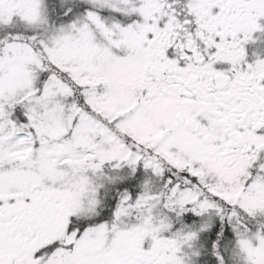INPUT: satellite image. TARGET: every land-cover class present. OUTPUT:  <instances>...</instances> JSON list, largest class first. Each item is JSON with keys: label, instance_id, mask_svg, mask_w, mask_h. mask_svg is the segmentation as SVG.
<instances>
[{"label": "rangeland", "instance_id": "rangeland-1", "mask_svg": "<svg viewBox=\"0 0 264 264\" xmlns=\"http://www.w3.org/2000/svg\"><path fill=\"white\" fill-rule=\"evenodd\" d=\"M79 1L85 11L55 23L44 0H0V33L30 32L37 49L75 84L88 108L55 73L39 83L46 67L30 44L5 42L0 48V181L42 183L65 204L62 216H90L109 187L137 170L138 193L131 200L130 191L118 192L110 223L80 234L66 232L45 258L20 255L13 264H118L122 251L132 249H139L147 264H181L176 249L189 256L197 240L191 223L214 220L222 211L201 197L203 190L238 209H262V203L253 197L256 191L250 199L238 198V178L190 166L188 140L168 136L161 110L138 97L129 50L135 18L146 14L148 0ZM251 1L262 26L264 0ZM167 165L196 186L165 177ZM183 210L190 224L178 230L171 214ZM237 217L235 211L228 215L237 223L231 256L238 264L243 246Z\"/></svg>", "mask_w": 264, "mask_h": 264}, {"label": "flooded vegetation", "instance_id": "flooded-vegetation-1", "mask_svg": "<svg viewBox=\"0 0 264 264\" xmlns=\"http://www.w3.org/2000/svg\"><path fill=\"white\" fill-rule=\"evenodd\" d=\"M145 11L135 18L129 50L137 95L161 110L168 136L188 140L190 166L238 178L239 199L258 193L253 197L262 209H238V264H264V24L256 6L251 0H148ZM4 183L0 264L33 257L66 236L70 216H62L65 204L51 189L33 180ZM215 219L217 228L237 225L225 223L221 209ZM175 255H181L177 249ZM200 255L193 248L186 260L196 264ZM147 263L139 249L123 250L118 262Z\"/></svg>", "mask_w": 264, "mask_h": 264}, {"label": "trees", "instance_id": "trees-1", "mask_svg": "<svg viewBox=\"0 0 264 264\" xmlns=\"http://www.w3.org/2000/svg\"><path fill=\"white\" fill-rule=\"evenodd\" d=\"M59 0H48L49 11L52 14V19L56 20L57 17H61L59 14ZM0 33V48L1 46L11 40H22L26 42L28 45L32 47L36 56L39 58L41 64L46 67L45 71L42 73L40 77L39 83H42L45 79L47 74L51 72L55 73V75L64 81L66 85L70 87L72 90L75 101L82 106L85 110H88L86 105L82 102V98L78 93V88L75 84L62 72L57 71L49 64V61L45 57V55L37 49L36 45L33 43L32 36L29 33H18L14 30L10 32H6L1 30ZM6 32V33H5ZM165 177L170 178L172 181H176L177 179H182L184 183L181 182L182 186L190 185L191 187H195L196 184H193V179H189L182 175V173L176 172L170 166H166L165 168ZM140 180V171L137 170L136 173L130 178L126 179L117 185L109 187L107 192H104L102 202L98 205V209L95 210L93 214L90 216H81L76 215L70 218L69 220V230H74L77 234H80L85 228L88 227H95L101 223H110L113 217V210L116 205L117 201V194L123 190L130 191L131 200L136 196L138 193L137 183ZM198 196L199 193H198ZM201 197L206 199L208 202L215 204L219 207H222V212H225V223H228L227 216L231 211H235L238 213V208L234 207L233 205L225 203L220 198L210 195L203 190ZM190 214V213H189ZM172 217L176 216L175 220V228L179 230L180 227H187V224H190L189 217L187 218L186 215L187 211L181 212H172ZM219 222V221H218ZM191 229L198 230L200 234V240L198 239L195 243V248L197 251L201 250V255L196 256V262L198 264H230V262H234L233 257H231V253L234 247V241L236 240L233 227L227 225L225 228H217L216 225H212L210 228L207 229H199L197 228L199 225L193 226L192 223L190 225ZM230 254V257H229ZM227 255V256H226ZM231 259V260H230ZM237 264V262L235 263Z\"/></svg>", "mask_w": 264, "mask_h": 264}]
</instances>
